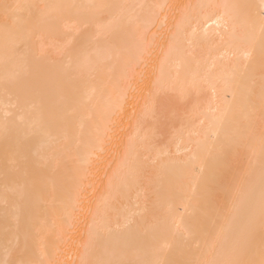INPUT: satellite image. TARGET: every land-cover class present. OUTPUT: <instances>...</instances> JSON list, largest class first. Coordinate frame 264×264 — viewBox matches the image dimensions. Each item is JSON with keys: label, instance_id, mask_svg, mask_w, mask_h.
<instances>
[{"label": "bare ground", "instance_id": "bare-ground-1", "mask_svg": "<svg viewBox=\"0 0 264 264\" xmlns=\"http://www.w3.org/2000/svg\"><path fill=\"white\" fill-rule=\"evenodd\" d=\"M0 264H264V0H0Z\"/></svg>", "mask_w": 264, "mask_h": 264}]
</instances>
